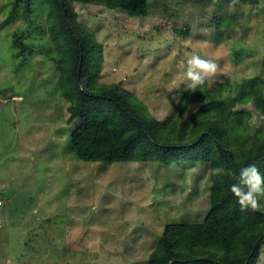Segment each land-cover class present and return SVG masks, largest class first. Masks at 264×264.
I'll list each match as a JSON object with an SVG mask.
<instances>
[{"label":"rangeland","instance_id":"rangeland-1","mask_svg":"<svg viewBox=\"0 0 264 264\" xmlns=\"http://www.w3.org/2000/svg\"><path fill=\"white\" fill-rule=\"evenodd\" d=\"M14 1L0 0V264H148L167 222L204 218L208 165L76 158L66 145L81 119H68L59 90L49 4L31 0L27 20L25 1ZM149 3L147 14L131 16L72 2L102 44L101 82L120 83L162 120L186 91L179 65L191 55L218 64L207 85L264 79V0ZM17 32L30 38L29 52L13 44ZM236 108L254 127L264 122L251 101Z\"/></svg>","mask_w":264,"mask_h":264},{"label":"trees","instance_id":"trees-1","mask_svg":"<svg viewBox=\"0 0 264 264\" xmlns=\"http://www.w3.org/2000/svg\"><path fill=\"white\" fill-rule=\"evenodd\" d=\"M24 1L28 20L31 0ZM74 1L101 4L131 16L147 14L150 5L149 0H47L52 16L48 40L59 54L53 57L60 70L59 90L70 101L68 119H81L69 134L67 150L88 161L207 164L209 206L204 218L167 222L147 262L256 264L264 239V196L259 197L258 211L241 210L230 186L235 183L231 173L248 165L255 164L264 175V122L254 127L248 122L249 111L236 108L251 101L264 113V79L253 76L233 87L225 77L195 91L186 90L174 109L157 119L129 89L98 79L102 44L77 19ZM28 39L17 32L13 44L29 52ZM194 103L196 108L185 115ZM217 167L225 169V174L212 175Z\"/></svg>","mask_w":264,"mask_h":264},{"label":"clouds","instance_id":"clouds-1","mask_svg":"<svg viewBox=\"0 0 264 264\" xmlns=\"http://www.w3.org/2000/svg\"><path fill=\"white\" fill-rule=\"evenodd\" d=\"M179 67L188 91H195L198 86L212 80L220 71L214 60L204 59L198 55H191L186 62L181 61ZM252 122L257 123L255 116ZM211 174L217 177L222 176L225 174V169L214 168ZM231 174L234 176L235 183L230 186V191L237 198L241 210L258 211L260 209L259 197L264 196V175L261 174L260 169L252 164L241 168L238 173Z\"/></svg>","mask_w":264,"mask_h":264},{"label":"built area","instance_id":"built-area-1","mask_svg":"<svg viewBox=\"0 0 264 264\" xmlns=\"http://www.w3.org/2000/svg\"><path fill=\"white\" fill-rule=\"evenodd\" d=\"M2 203V200H1V198H0V204Z\"/></svg>","mask_w":264,"mask_h":264}]
</instances>
